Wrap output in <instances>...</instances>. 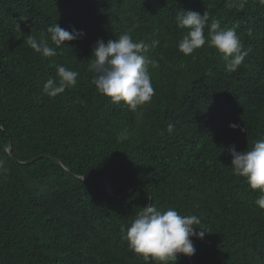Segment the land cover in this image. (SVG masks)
<instances>
[{
  "label": "trees",
  "instance_id": "16d2710c",
  "mask_svg": "<svg viewBox=\"0 0 264 264\" xmlns=\"http://www.w3.org/2000/svg\"><path fill=\"white\" fill-rule=\"evenodd\" d=\"M182 10L235 27L243 64L226 71L207 42L182 54ZM55 23L83 36L54 57L27 45ZM125 32L158 42L146 54L158 64L149 65L155 94L137 112L99 94L89 71L97 40ZM57 65L77 71L78 83L49 98ZM262 137V0H0V159L9 169L0 173V264H156L122 238L147 204L196 215L209 233L193 238L194 256L169 264H264V209L233 174L230 152Z\"/></svg>",
  "mask_w": 264,
  "mask_h": 264
},
{
  "label": "clouds",
  "instance_id": "9594fccd",
  "mask_svg": "<svg viewBox=\"0 0 264 264\" xmlns=\"http://www.w3.org/2000/svg\"><path fill=\"white\" fill-rule=\"evenodd\" d=\"M209 19L207 11L203 14L185 10L178 12L175 21L177 26L188 30L179 41L178 50L184 55H192L207 42L209 47L222 54L226 62L225 70L234 72L243 64L248 51L244 50L235 27L224 28L216 20L209 24ZM205 29L208 30L207 41ZM47 33V39L38 40L30 34L26 41L31 49L45 57L56 56L57 49L66 45V42L83 36L82 32L76 29L66 30L58 23L49 26ZM49 39L54 47L49 46ZM157 44V41H153L151 45L144 41H134L127 32L107 42L103 39L97 40L92 50L89 71L93 73L92 84L98 93L110 98L114 104L123 103L133 112L150 104L155 92L149 65L155 68L158 64L149 60L146 54L150 47ZM56 72L57 78H49L43 87L44 95L49 98L58 97L78 83L77 71L57 65ZM229 127L236 130L240 126L233 123ZM240 130L247 132L246 128ZM167 131L169 134L173 133L172 123L168 124ZM125 133L126 130L118 134V141L126 138ZM230 152L233 174L244 178L251 189L259 193L254 203L260 209H264V137L253 141L246 151L238 152L233 146ZM8 170L6 161L0 159V173H7ZM148 199L151 200L152 197ZM122 232H124L122 238L128 242L133 252L145 260L151 258L156 264L177 261L178 255L194 256L193 238L202 240L209 234L196 215H181L172 207L160 210L154 204L145 205L135 214L126 231L122 229Z\"/></svg>",
  "mask_w": 264,
  "mask_h": 264
},
{
  "label": "water",
  "instance_id": "95a60500",
  "mask_svg": "<svg viewBox=\"0 0 264 264\" xmlns=\"http://www.w3.org/2000/svg\"><path fill=\"white\" fill-rule=\"evenodd\" d=\"M8 153L13 157V155H12V151H11V148L9 147L8 148ZM32 162V161H31ZM30 163V162H29ZM61 166L65 169V167L61 164ZM68 171V170H67ZM69 172V171H68ZM70 173V172H69ZM89 176H85V177H83V180H86L87 178H88ZM105 187H106V191L110 194V195H112V196H114L113 194H112V192H111V189H110V186H109V184H108V182H107V180H105ZM125 195H123L122 197H124ZM122 197H119V198H122ZM191 261V260H190ZM191 264H193V261H191Z\"/></svg>",
  "mask_w": 264,
  "mask_h": 264
}]
</instances>
